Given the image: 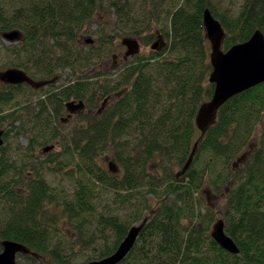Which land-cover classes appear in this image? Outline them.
Masks as SVG:
<instances>
[{
    "label": "trees",
    "instance_id": "obj_1",
    "mask_svg": "<svg viewBox=\"0 0 264 264\" xmlns=\"http://www.w3.org/2000/svg\"><path fill=\"white\" fill-rule=\"evenodd\" d=\"M205 9L223 27L224 51L256 30L264 35V0H239L226 11L212 0H0V36L20 32L7 51V68L22 69L34 81L54 79L47 85L51 92L36 95V109L19 129V135L31 134L23 149L7 143L21 105L8 113L3 108L23 96V89L35 88L0 82L7 89L0 90V241L30 249L33 254L18 255L26 264L38 258L76 264L79 252L86 255L84 264L110 256L146 211L151 216L119 264H264V83L223 104L201 136L196 113L214 91ZM107 14L116 33L110 29L112 39L85 50L79 33ZM153 24L166 41L161 51L134 55L111 76L82 73L55 87L60 73L90 67L105 43L141 37ZM153 36L143 39L148 43ZM70 101L88 110L83 123L63 137L60 154L48 153L41 161L34 142L48 146L60 140L56 126ZM195 143L190 167L174 174ZM110 162L116 171L105 166ZM153 165L164 172L160 177L152 174ZM51 175L59 176L56 185ZM65 182L72 184L70 191L62 187ZM203 190L225 197L218 219L239 254L212 239L217 219L208 207L201 212ZM146 195L159 199L154 209ZM63 225L77 240L62 241Z\"/></svg>",
    "mask_w": 264,
    "mask_h": 264
},
{
    "label": "water",
    "instance_id": "obj_2",
    "mask_svg": "<svg viewBox=\"0 0 264 264\" xmlns=\"http://www.w3.org/2000/svg\"><path fill=\"white\" fill-rule=\"evenodd\" d=\"M205 37L210 45L209 61L212 71L209 75V83L214 85V91L208 101L203 102L196 113L195 125L201 136L213 123L220 107L232 97L247 91L257 85L264 83V35L260 30H256L253 35L245 42L238 43L230 47L227 51L222 49L224 30L220 22L213 17L209 9L203 11L202 16ZM3 38L10 42L20 38L17 30L6 32ZM91 43L92 40H88ZM126 47V57L134 56L138 53L139 43L132 38H124L121 41ZM165 44L156 41L151 45L152 50H160ZM0 81L8 85L28 84L33 88H41L48 85L51 81H34L25 71L19 68H9L0 71ZM69 112L83 108V103L69 102L66 104ZM4 131H0V148L3 146ZM197 143L194 144L190 156L178 176L185 173L190 167L195 154ZM54 146H47L42 149L43 153L53 150ZM245 156L239 159L243 160ZM109 169H114L113 163H109ZM145 222L134 224L128 230L125 238L120 242L117 249L110 255L100 260H93L86 264H119L124 261L137 242ZM212 239L220 248L228 253L237 255L239 248L234 240L226 234L224 221L217 219L211 228ZM2 251L0 252V264H24L17 260L18 254L31 255L30 249L25 245L11 241H0Z\"/></svg>",
    "mask_w": 264,
    "mask_h": 264
},
{
    "label": "rangeland",
    "instance_id": "obj_3",
    "mask_svg": "<svg viewBox=\"0 0 264 264\" xmlns=\"http://www.w3.org/2000/svg\"><path fill=\"white\" fill-rule=\"evenodd\" d=\"M212 1H213V3L216 4L217 8L220 11H226L228 8L235 7L239 3V0H212ZM108 16H109L108 14L100 16L96 20V23H93L92 25H90V27H86L84 30H82L79 33V35H78L79 44L85 50L88 49V46H93V48H97L98 46H100L99 41L100 42L106 41L105 37L107 40H108V38L112 39L111 36L113 35V32L116 33V30L114 31V29L112 27V23H109ZM104 22L109 23L108 29L107 28L102 29ZM152 33L155 34V36H153L151 38V40H149L148 43H146L147 39H143V36H145V34L150 35ZM143 36L138 37V38H132V39L137 40L139 43V50H138V53L136 55H138V56L153 55L154 52H152V49L150 48V46L152 44H154V42L156 41L155 25L153 24L151 26L150 30L145 32ZM19 39L15 40L13 42H10L7 39L0 36V71L4 70L5 68L8 67V64H9L8 61H9V59H11V56H9L7 54V51H8V49H11V47L17 45ZM122 39H124V38L123 37L119 38V40L113 39L114 41L108 42V45H106V43H105L104 48H103L104 53H101V56H99L100 58L98 59V57L95 55L96 57L93 60L91 66L88 68H84L81 72L77 71L76 74H73V72H70V71H67L66 73H60L58 75V77L55 78V87H58V86L61 87V84L67 83L68 81L75 80L76 78L81 77L82 73H84L83 74L84 77H85V75L95 76V75H98L100 73H103L104 75L107 74L108 76L116 74L117 73L116 71L121 68V65L124 62L123 57H124V54L126 52V47L124 45H122V43H121ZM87 40H92V42L88 44ZM106 52H107V54H106ZM112 56H114V57H112ZM52 82H54V80H51L50 83H52ZM4 88H5L4 86L3 87L0 86V90H4ZM5 90H7V89L5 88ZM23 90H24L23 96L15 97V101L6 105L5 106L6 108H3V112L8 113L10 110H12V108L14 109L15 107H17V104L21 105V107H18V109H17L19 111L18 115H20L21 117L14 122L13 131L10 132L9 137L7 139L8 140L7 143L9 145H11L13 148L15 146H18V147H20V149L26 148L30 143L31 134L30 133H22L19 135V129H20L21 125L28 120L27 118H29V114L34 112L33 109H36L33 106V103L36 102V95H41V94H46V92H51L50 88H47V86L43 87L42 89H39L41 91H38L36 88L32 89V90H29V89H23ZM102 102H103V100H99L98 106H100L102 104ZM24 107H28L29 111L27 112V110L24 109ZM95 111H96V109L94 110V113H95ZM74 112L75 113L70 115L69 117H67L68 116L67 109L62 113L61 117L59 118V120H61V123L56 126L58 133H59V136H60V140L51 141L49 143V145H55L53 150L49 153L58 155L63 151L62 143L64 144V138L65 137L69 138L72 135L73 130L77 126L82 125L83 115H85L88 112V110L85 108H81V109H76ZM34 144H36V146L34 147V151H35L36 155H38L40 157L41 161L45 160L46 157L49 156L47 154L42 153V148L45 145L44 144L41 145L37 141H35ZM105 166L107 167L108 165L105 164ZM151 170L156 171V172H152V174L155 175V177L161 176V175L159 176L158 173H164L160 169H157L154 165H153V169H151ZM178 172H180V169H175L174 174H176ZM53 177H55V181H54L53 185H56L58 183L59 176H57V175L52 176L51 175L50 178H53ZM156 185H158V190L161 193L162 189H163L162 184L158 183ZM62 187L67 192V191H70V189H72V184L70 186V184L68 182H65L64 184H62ZM145 191H146V188L141 189V192L143 194ZM200 192H201V204L203 203L205 206V208L201 209V212L205 213L206 207H208L214 213V215L216 217L215 219L221 218L222 212H223V209H224L225 203H226L225 197L214 195L211 192H209L208 190H205V191L203 190ZM137 197H140V195H138ZM146 198H148V200L151 202V204H153L152 207L154 209L157 202H159V199L153 198L151 195H146ZM146 198H143V199H146ZM150 216H151V213L146 211V213L144 215L145 218H143V220L145 219L144 222H146ZM142 221L135 222V223H133V225L142 223ZM63 227H64V230H61V232H59L60 235L61 234L63 235L62 236L63 242L66 243L68 241L77 240L75 237V234H73L69 228H66V225H63ZM64 237H68L67 238L68 241H65ZM83 241L84 240H82V239L80 240V242H83ZM85 257H86V255L84 253L79 252L74 261L76 264H80V263L84 264L83 261H84ZM17 259H18V261L26 264L25 260L22 259V257L18 256ZM47 263H48L47 259L38 258L36 260V262H33L31 264H47Z\"/></svg>",
    "mask_w": 264,
    "mask_h": 264
},
{
    "label": "flooded vegetation",
    "instance_id": "obj_4",
    "mask_svg": "<svg viewBox=\"0 0 264 264\" xmlns=\"http://www.w3.org/2000/svg\"><path fill=\"white\" fill-rule=\"evenodd\" d=\"M156 41H159V45L162 44V43H163V44H166V41H165L164 37H163L162 35H160L158 32H156ZM156 41H155V42H156ZM155 42H154V43H155ZM150 48H151V46H150ZM163 48H164V47H163ZM163 48H162V49H163ZM162 49H160V50H158V51H157V50H152V52H159V51H161ZM125 53H126V52H125ZM112 57H114V56H112ZM129 58H130V57H126L125 54H124V57H123V60H124V61H126V60L129 59ZM111 98H112L111 96L107 97V99H105L104 102L102 103V107H103V106L107 103V101H109ZM67 112H68V116H67V117H69L70 115H72V114L75 113V112H72V113L69 112L68 109H67ZM71 117H72V116H71Z\"/></svg>",
    "mask_w": 264,
    "mask_h": 264
}]
</instances>
